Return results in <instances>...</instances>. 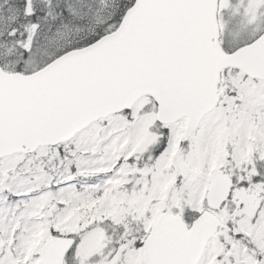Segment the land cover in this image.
Listing matches in <instances>:
<instances>
[{
  "label": "snow or ice",
  "instance_id": "1",
  "mask_svg": "<svg viewBox=\"0 0 264 264\" xmlns=\"http://www.w3.org/2000/svg\"><path fill=\"white\" fill-rule=\"evenodd\" d=\"M0 264H264V0H0Z\"/></svg>",
  "mask_w": 264,
  "mask_h": 264
}]
</instances>
